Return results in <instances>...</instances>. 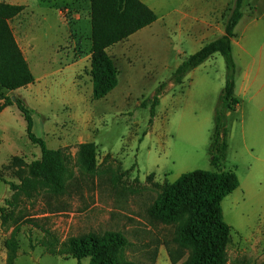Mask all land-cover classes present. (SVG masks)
Here are the masks:
<instances>
[{
	"label": "rangeland",
	"instance_id": "rangeland-1",
	"mask_svg": "<svg viewBox=\"0 0 264 264\" xmlns=\"http://www.w3.org/2000/svg\"><path fill=\"white\" fill-rule=\"evenodd\" d=\"M145 1L161 20L110 48L119 84L96 101L90 0H21L25 10L10 25L36 78L32 87L4 94L24 100L33 111L34 134L61 151L68 192L57 199L40 186L29 199L0 181V264L12 259L13 264H78L67 252L68 239L107 231L127 238L125 262L174 264L168 248L184 255L175 264L188 257L189 251L173 244L182 221L153 223L148 209L183 174L215 171L212 140L216 112L223 107L225 59L216 54L182 85L170 84L154 118L144 103L202 45L184 37L203 24L183 15L205 12L211 26L224 31L236 0ZM177 11L185 18L180 38L172 17ZM242 12L232 47L243 94L236 91L239 105L225 111L228 152L220 167L235 171L240 180L222 202L232 228L226 264H264V0H245ZM246 75L248 87L241 84ZM0 140H21L24 153L0 169L4 180L20 185L41 150L30 142L16 106L0 112ZM89 143L96 146L92 172L84 170L80 157L82 145Z\"/></svg>",
	"mask_w": 264,
	"mask_h": 264
},
{
	"label": "trees",
	"instance_id": "trees-1",
	"mask_svg": "<svg viewBox=\"0 0 264 264\" xmlns=\"http://www.w3.org/2000/svg\"><path fill=\"white\" fill-rule=\"evenodd\" d=\"M245 0H236L226 24L224 35L207 43L196 53L186 57L172 74L171 79L160 85L156 94L147 99L144 106L150 108L152 118L160 105L161 97L170 84L182 85L185 78L214 55L220 54L226 62L227 78L222 91V110L216 112L213 147L216 154L212 158L215 171L195 170L183 174L171 184H167L157 201L148 209L153 223L165 226L181 220L173 244L179 251H189L182 264H226L227 247L232 228L225 222L222 210L223 200L240 186L238 175L233 170H220L227 159L228 127L225 111H234L240 101L236 97V64L233 57L235 29L243 18L242 7ZM25 6L0 2V112L16 106L27 124L30 142L41 150V159L32 164L27 179L20 185L4 180L13 192L33 198L40 186L47 189L54 198L67 194L66 180L69 171L61 151L49 149L44 139L34 132L33 111L24 100L5 96L35 83V76L18 46L10 22L23 13ZM156 13L141 0H90L91 20V76L93 99L106 98L119 84V73L108 50L129 39L139 31L157 21ZM81 163L85 171L96 167V146L84 144L80 150ZM3 210H1L2 213ZM3 222L5 218L2 216ZM128 246L123 233L107 231L104 234L89 233L82 237H71L65 243L67 252L81 264H140L122 260V252ZM175 264L184 255L176 256L168 248ZM12 259V258H11ZM10 264H13V259Z\"/></svg>",
	"mask_w": 264,
	"mask_h": 264
},
{
	"label": "crops",
	"instance_id": "crops-1",
	"mask_svg": "<svg viewBox=\"0 0 264 264\" xmlns=\"http://www.w3.org/2000/svg\"><path fill=\"white\" fill-rule=\"evenodd\" d=\"M141 1L143 3H145L146 5H148V3L145 0H141ZM0 2L10 4V5H22L21 0H0ZM22 6H24V5H22ZM180 12L181 11H177L176 13L172 14L173 23L176 22L175 28L177 29L179 38L181 37V33H182V30H181L182 19H185L188 17L189 20L192 22H193V20L199 19L200 23L203 24L202 27H198V26H194V28L192 27L189 34L184 37V38H188V40L191 42L192 45L202 44L200 47V49H201L204 45L207 44V43L206 44L203 43L204 41L208 40L209 38H215V39H213V41H214V40H216V39H218L224 35V31L222 29H219L216 26H214V27L211 26V24H210L211 22H210V20H208L209 15L207 13H205V12H198V13L193 12V13H191L190 12L188 16L183 15L185 17L184 18V17L180 16ZM157 18L158 19H157L156 23H159L161 18L158 16H157ZM10 24H11V22H10ZM215 29L216 30L219 29V33H220L219 35H217V33L214 31ZM118 45H116V46H118ZM31 71L34 74L32 68H31ZM34 76H35V74H34ZM246 77H247V75H246ZM35 78H36V76H35ZM248 79L249 78L247 77L241 82L242 86H243L244 81H245L247 84V87H248V85L250 83L248 81ZM202 82H204L203 79H201V83ZM32 86L33 85H30L27 88H30ZM25 89L26 88L20 89L17 91V93H19ZM41 90H42V88L37 91L39 95L43 94V91H41ZM236 91H238L239 94H243V91L240 89V83H238L237 81H236ZM1 102L2 101H0V104H1ZM10 108H12V107H8L7 109H5L3 111H6ZM23 153H24V151H22V149H21V140H0V169L3 167V165H5L10 160V158H12L14 156L22 155Z\"/></svg>",
	"mask_w": 264,
	"mask_h": 264
},
{
	"label": "water",
	"instance_id": "water-1",
	"mask_svg": "<svg viewBox=\"0 0 264 264\" xmlns=\"http://www.w3.org/2000/svg\"><path fill=\"white\" fill-rule=\"evenodd\" d=\"M13 102H15V97H13Z\"/></svg>",
	"mask_w": 264,
	"mask_h": 264
}]
</instances>
